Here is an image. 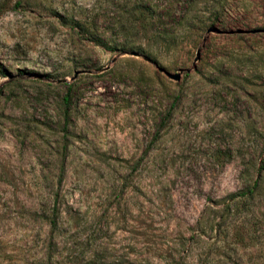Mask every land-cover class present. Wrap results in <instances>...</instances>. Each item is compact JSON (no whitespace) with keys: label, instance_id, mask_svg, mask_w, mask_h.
<instances>
[{"label":"rangeland","instance_id":"rangeland-1","mask_svg":"<svg viewBox=\"0 0 264 264\" xmlns=\"http://www.w3.org/2000/svg\"><path fill=\"white\" fill-rule=\"evenodd\" d=\"M0 264H264V0H0Z\"/></svg>","mask_w":264,"mask_h":264},{"label":"trees","instance_id":"trees-1","mask_svg":"<svg viewBox=\"0 0 264 264\" xmlns=\"http://www.w3.org/2000/svg\"><path fill=\"white\" fill-rule=\"evenodd\" d=\"M253 188H254L253 186L247 187L245 189V191L241 194V196H249V195H251L253 193ZM230 196L232 198H234V196H237V195H236V193H234V194H231ZM49 223L52 224V226L55 224L54 220H52V219H50Z\"/></svg>","mask_w":264,"mask_h":264},{"label":"water","instance_id":"water-1","mask_svg":"<svg viewBox=\"0 0 264 264\" xmlns=\"http://www.w3.org/2000/svg\"><path fill=\"white\" fill-rule=\"evenodd\" d=\"M166 74H167L170 78H173L174 80H177V79L179 78V74H178V73L170 74V73L166 72Z\"/></svg>","mask_w":264,"mask_h":264}]
</instances>
